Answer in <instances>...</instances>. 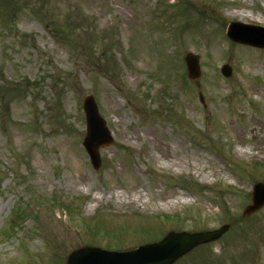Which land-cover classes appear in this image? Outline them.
<instances>
[{
	"label": "rangeland",
	"instance_id": "374dc122",
	"mask_svg": "<svg viewBox=\"0 0 264 264\" xmlns=\"http://www.w3.org/2000/svg\"><path fill=\"white\" fill-rule=\"evenodd\" d=\"M230 22L264 27V0H0V264L223 226L169 264H264V206L242 216L264 184V49ZM86 95L113 139L96 171Z\"/></svg>",
	"mask_w": 264,
	"mask_h": 264
},
{
	"label": "water",
	"instance_id": "95a60500",
	"mask_svg": "<svg viewBox=\"0 0 264 264\" xmlns=\"http://www.w3.org/2000/svg\"><path fill=\"white\" fill-rule=\"evenodd\" d=\"M242 29L264 32L263 28L243 25L237 22L231 23L227 29V36L239 43L264 47V40L252 39L242 34ZM246 36V37H245ZM188 77L197 78L199 73L198 57L187 53L184 57ZM221 73L228 77L231 70L224 65ZM83 110L86 118V135L83 146L88 154L92 167L97 170L100 166L98 149L112 143V137L104 120L100 117L97 106L91 95H87L83 101ZM264 205V185L257 183L253 186L251 204L246 206L243 216L249 215ZM203 232L196 234L172 233L161 242L140 246L134 250L125 252L106 251L102 249L85 248L73 252L68 258V264H169L181 254L198 243L207 242L218 237L223 231Z\"/></svg>",
	"mask_w": 264,
	"mask_h": 264
},
{
	"label": "bare ground",
	"instance_id": "6f19581e",
	"mask_svg": "<svg viewBox=\"0 0 264 264\" xmlns=\"http://www.w3.org/2000/svg\"><path fill=\"white\" fill-rule=\"evenodd\" d=\"M231 15H236L237 17H239V19H244V18L255 19V16H253L251 12L245 13L242 10L231 11ZM252 64H253L254 69L264 72V59L254 60V61H252ZM169 163L170 162H167V164L165 166H168ZM159 165H162V164H159ZM180 195H181V193H180ZM94 198H96V195H94ZM180 202H181V196H177V197H174L172 200L165 202L163 204V206L173 207V206L179 204Z\"/></svg>",
	"mask_w": 264,
	"mask_h": 264
},
{
	"label": "trees",
	"instance_id": "16d2710c",
	"mask_svg": "<svg viewBox=\"0 0 264 264\" xmlns=\"http://www.w3.org/2000/svg\"><path fill=\"white\" fill-rule=\"evenodd\" d=\"M45 27H46L47 29L50 30V29H51L50 23H47ZM71 28H72V29H71V32H70V33H71L70 36H74V35H75L74 31L80 29L79 27H76V26H72ZM53 29H55V28H53ZM55 30H56V29H55ZM56 31H57V30H56ZM52 32H53V31H52V29H51V33H52ZM87 35H88V34H87Z\"/></svg>",
	"mask_w": 264,
	"mask_h": 264
}]
</instances>
